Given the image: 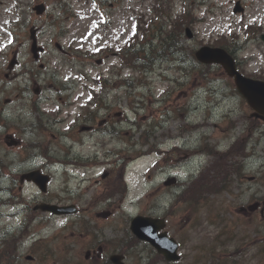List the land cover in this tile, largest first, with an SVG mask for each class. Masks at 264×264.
Segmentation results:
<instances>
[{
    "label": "rangeland",
    "instance_id": "1",
    "mask_svg": "<svg viewBox=\"0 0 264 264\" xmlns=\"http://www.w3.org/2000/svg\"><path fill=\"white\" fill-rule=\"evenodd\" d=\"M34 1L22 0L24 10L20 6V12L17 14L14 11L11 18V11L5 14V10L0 9L2 23L18 20L19 15L25 12L24 25L11 27L18 36L8 35L2 40L7 43L8 54L22 44V62L29 65L16 68V76L21 71L19 77H6L8 60L0 69L4 71V75L0 71V108L5 109H0V114L3 113L0 117V162L12 165L10 169H0L1 173L4 172L0 188L6 189L0 192V198L5 200L11 196L6 187L14 182L13 193L22 192L28 200V203L26 199L18 202L16 197L14 201L17 205H0V235L8 231L15 234L23 229L27 231L24 243L16 252L19 258L15 264H72L78 260L86 264L85 256L87 247L93 243L92 236L102 232L99 235L102 239L98 240L101 243L103 240L122 238L125 232L128 236L131 220L139 214L165 216L166 229L182 247V260L176 264H192L193 256L198 255L193 249L196 244L217 248L219 254L235 250L244 240L250 246L249 251H262L257 263L261 258L264 264V216L258 212L256 217L248 209L255 200L261 201V206H264V121H253L251 107L236 92L234 81L220 65L208 67L198 62L195 56L202 45L231 44L236 38L240 49L237 51L240 70L247 76L264 80V43L260 32L252 34L245 31V26L252 24L260 26L264 32V0H241L245 7L244 15L233 12L236 0H160L169 7L167 24L162 36L159 34L155 38L153 48L145 49V43L141 51L146 53L143 61L162 54L158 52L165 48L171 29L175 39L179 36L180 40L177 48L170 51L172 54L162 61L151 62L150 70L120 67L122 62L117 49L126 43L133 28V20H129L128 16L131 13L149 14L156 0H114V7L107 6L115 20L112 30L97 29L93 25L95 19L91 18L92 24V20L70 16L69 10L57 5L54 0H48L50 15L47 19L53 16L57 24L46 26L42 34L41 42L48 47L42 58L47 64L44 69L35 61L27 62L28 29L33 23H41L31 7ZM63 2L71 4L72 14L77 16L87 10L96 11L93 2ZM14 3L15 0H12ZM172 12L176 18L180 17L174 25L170 18ZM147 16H153V12ZM158 20L164 19L160 17ZM29 21L31 23L26 28ZM6 26L10 27L7 23ZM185 26L193 30L192 38L187 37ZM181 28L183 36L179 35ZM85 30L90 32L85 33ZM154 30L157 32L158 28L154 27ZM58 42L65 51L56 46ZM102 47H114V50ZM181 48L182 51H179ZM181 53L188 62L178 60ZM2 64L3 60L0 61V68ZM27 68L31 71L25 72ZM99 76L109 77V87L105 89L111 95L104 102H109L112 108L109 110L110 119L119 131V136L116 134L110 140L103 134L81 131L80 123L66 128L77 111L87 104L89 91L99 89L95 82ZM126 78L131 81L130 84L126 83ZM39 84L48 87L40 94L34 92V87ZM59 88L64 90L60 92ZM36 102L38 107L33 105ZM60 106L61 109L57 110ZM104 114L105 111L101 110L99 118ZM63 117L67 121L56 123L55 119L62 120ZM39 120L47 130L33 127ZM149 130L153 131L147 137L148 143L144 144L143 136ZM10 134L21 139L22 143L9 146L16 140ZM65 135L72 140L69 145ZM238 140L244 144L242 156H237L236 151L219 155L218 151H223L219 147L227 149ZM175 145L183 147L179 154L157 153ZM200 145L204 154L199 150ZM44 146L51 148L58 164H62L66 155L73 151L68 161L80 158L83 153L98 152L103 157L111 149H119L120 154L112 157L115 163L110 169L114 171L106 177L105 170L100 169L97 178H106L103 183L96 184L100 193L104 194L107 190V198L113 202V207L109 209L116 208L115 214L99 216V211L106 212L107 206L100 207L102 211H86L80 200L81 191L77 188L80 177L69 178L68 174L61 172L62 168L56 170L52 158L41 155H46ZM152 149L155 152H151ZM240 162L243 163L242 172L238 167ZM41 166L45 167L44 171L52 170L54 174L48 195L41 193L34 183H25L21 187V174ZM168 166L174 167L166 173ZM81 170L83 168H80L79 174ZM124 171L127 172L128 192L122 209L119 204L126 193V183L122 182ZM169 173L182 181L187 180L191 190L209 185V192L215 194L207 197L209 205L194 208L190 202L179 200V194L182 192L184 197L186 193L181 188L166 184ZM193 173H200L195 181H191ZM224 177L231 181L224 192L216 194ZM69 181L73 189L67 187ZM76 189L79 192L70 194V190ZM193 194L188 195L192 197ZM44 195L47 200L61 203L72 202L76 198L80 214L66 219L41 211L33 212L32 207L38 200H46ZM243 207L251 214L244 212ZM34 213L37 214L30 220ZM215 236L218 241L214 240ZM246 237L258 238L257 245L252 247V241ZM142 243L136 249L134 247L127 264H145L158 257L154 247ZM28 254L35 259L28 260ZM157 264L169 263L159 257Z\"/></svg>",
    "mask_w": 264,
    "mask_h": 264
},
{
    "label": "water",
    "instance_id": "2",
    "mask_svg": "<svg viewBox=\"0 0 264 264\" xmlns=\"http://www.w3.org/2000/svg\"><path fill=\"white\" fill-rule=\"evenodd\" d=\"M239 9H241V6L238 3L236 10ZM197 56L199 60L205 63H221L227 72L231 76H234L239 91L247 99L252 108L256 110L254 115L264 118V81L252 79L240 73L234 57L225 49L204 46L197 52ZM27 177L28 179H34L44 190L47 188V182L50 179L48 175L42 174L41 171H34L28 174ZM38 207L54 213L73 212L68 207H58L52 204H42ZM163 226L164 223L160 225L157 220L150 217H137L133 221L132 228L139 238L148 240L154 244L161 253L166 255L168 260H177L179 257L176 254L177 243L168 239L166 233H157L158 229Z\"/></svg>",
    "mask_w": 264,
    "mask_h": 264
},
{
    "label": "flooded vegetation",
    "instance_id": "3",
    "mask_svg": "<svg viewBox=\"0 0 264 264\" xmlns=\"http://www.w3.org/2000/svg\"><path fill=\"white\" fill-rule=\"evenodd\" d=\"M109 5H110V7H114L115 6L114 3H110ZM0 9H4L5 10V12H4L5 14L7 12L10 13V11L11 12L12 11L13 12L15 11V9L13 8L12 0H0ZM87 15H89V13H87ZM110 16H112L111 11L101 10L99 12V20L101 22V28L105 29L106 26H107V28H110V24L112 22V19H111ZM43 17H45L44 14L42 16H39L38 19L42 20ZM50 21H51V19L48 20V22L46 21V19H45V21H42L43 22V26L41 27L42 31H44V27L46 26L47 23H50ZM85 33H89V31H85ZM98 78L101 81H103V82H105L107 80L109 81L108 78H105L103 76H99ZM105 92L106 93H103V95H108V96L111 95V92L110 91H105ZM105 104H106L105 106L98 107V110H100V111L102 109L105 110V114H104L103 118L100 119L101 121H100V123L98 125H96L97 124L96 121H98L99 118L94 117L93 115H91V113H90L91 111L88 112V113H86V115H87V117H86L87 120L86 121L88 123H90V126H91L90 128H87V132H96L97 131L98 134H103L104 137L107 140H110L112 137H115V125H114L112 119H110L111 118V115H110V111L109 110L112 109V108H110L107 105V103H105ZM89 116H91V117H89ZM83 126H85V125H83ZM103 130H105V133H103ZM89 160H93V158L92 157L86 158V161H89ZM86 167H87V170H86V178L85 179L86 180H89L90 173L91 172L94 173L96 170L94 168V165H91V163H88L86 165ZM105 173L107 174L106 175V177H107L108 174L111 173V172L107 171ZM106 177L103 176L101 180L99 178L96 179V184L98 182H102L103 183V180H105ZM97 186L98 185H93L91 187L93 189H95V187H97ZM88 189H91V188H88ZM101 203H103V202L97 201L93 205L98 206V205H101ZM109 213L110 212H107L106 214L107 215H110ZM117 249L118 250H120V249L127 250V249H130V247L124 246V245H118V248ZM233 255H235V258L236 259L239 258V257H241L242 260H245V259L248 260L249 259L248 252H247V250L245 249L244 246L240 250L236 251ZM125 257H126V255H125ZM251 258L253 259V256L252 255H251ZM230 263H232L231 260H230Z\"/></svg>",
    "mask_w": 264,
    "mask_h": 264
},
{
    "label": "trees",
    "instance_id": "4",
    "mask_svg": "<svg viewBox=\"0 0 264 264\" xmlns=\"http://www.w3.org/2000/svg\"><path fill=\"white\" fill-rule=\"evenodd\" d=\"M161 5L162 4H160L159 6L160 7H157V10H160L161 9ZM171 48H175V43L173 42V41H171V42H166V44H165V49H164V51L162 52V53H164L165 54V57L166 56H168V54L170 53V49ZM140 55H141V51H136V58H137V61H136V66L138 67L139 66V64H138V61L141 59L140 58ZM154 61H155V59H154ZM141 66H145V65H141ZM189 196V195H188ZM189 197H191V196H189ZM2 244H5V243H2ZM2 250H7V248H4V249H2ZM0 252H1V249H0ZM5 252V251H4ZM4 252H2V253H0V254H3Z\"/></svg>",
    "mask_w": 264,
    "mask_h": 264
}]
</instances>
